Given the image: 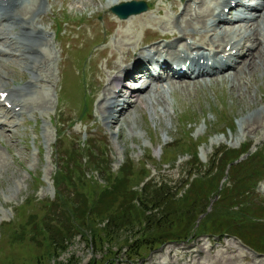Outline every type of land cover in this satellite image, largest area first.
Wrapping results in <instances>:
<instances>
[{"label":"rangeland","instance_id":"rangeland-1","mask_svg":"<svg viewBox=\"0 0 264 264\" xmlns=\"http://www.w3.org/2000/svg\"><path fill=\"white\" fill-rule=\"evenodd\" d=\"M76 1L79 3L70 2L64 6H61L59 1L48 0L44 3L47 11L50 10L51 4L55 5L54 15L50 14L44 24L38 23V25L54 38L56 23H64L62 35L52 42V51L55 55V62L49 69L52 84L45 83L43 89L38 86L36 94L28 97L30 100L41 99L44 96V105L40 109L31 111V107H28L24 116L11 117L12 120H19L20 123L16 133L11 134L10 126L3 127L4 134L0 133V264H174V257L176 264H243L242 257L251 259L253 257L251 255L264 260V255H258L234 236L230 238L220 236L222 240L218 243L217 236L208 237L207 234H202L203 219L207 214L219 213L229 208L222 196L224 189L231 184L227 182L230 179L228 169L218 183V191L211 192L207 196V201L201 200L198 210L203 212L198 215L193 212V217L189 221L182 218L180 222L176 221L184 224L185 231L175 235H163L159 242L142 249L137 255L124 253L122 248L124 246H120L135 239L132 231L141 227L139 222L118 224L119 227H130L133 230L115 231L114 240L109 241L106 238V241L97 247L93 246L94 239L88 231L83 235L73 234L80 231L71 214L78 205L74 207L69 199H76L78 204L93 209L91 195H88V198L85 196L86 187L94 186L96 201L100 202L112 190V185L109 187L107 184L108 181L121 179L119 181L121 183L125 179L123 187H119L116 192L123 196L122 190L140 191L143 188V184H140L143 179L141 174L147 173L149 177L145 181L152 177L156 178L155 175L159 174L163 181V191L172 194L177 191L169 189L170 183L172 185L176 183L178 189L187 178V174L205 171L209 167L210 158L215 154L217 156L214 161L217 163L224 156H237L240 153V157L234 161V164L239 163L238 171L233 172L231 177L236 175L238 178L235 177V181L238 182L239 187L250 192L243 204H238V209L248 208L249 214L264 213V179H262L264 178V45L259 44L258 41L253 44L252 40H249L251 49L255 47L253 51L251 50L253 55L250 54L233 72H228L230 74L218 79L211 77L208 81L185 83L184 87L176 86L171 94L168 92L163 96L167 99L165 102L161 100L163 97L159 93L149 91L148 96H144L141 102L134 104L125 112L119 124L111 123L108 127L104 121L102 122L100 119L102 114L98 108L96 111L97 97H93L91 108L86 105V111L89 113L85 116L86 119L73 124L72 121L78 119L82 105V87L79 80L86 78L91 67L94 70L100 66L101 71L104 70V59L93 60L96 54L90 56L91 51L105 45L109 46L112 40L114 43L119 40L117 33L115 34L119 27L117 26L113 33H109L104 21L105 15L112 14L110 8L105 6L106 0ZM144 1L152 3L150 15L156 20L178 16L176 19H168L171 23L169 30L177 31L172 23L180 18L181 7L189 0ZM175 2L179 3L177 12L172 10V4ZM246 2L248 3V0H244V3ZM196 3L203 8L204 5H214L216 0H196ZM239 8L246 11L245 6ZM235 11L236 9L230 11L227 18L231 20ZM251 14L254 12L252 11ZM52 16L54 18H51ZM68 18L70 20L64 22ZM206 21L210 22V18ZM127 24L137 25V20L133 24L131 22ZM157 29L162 31L161 28ZM201 31L202 29H198V32ZM120 32H128V30L123 29ZM232 36L241 42V34L233 32L228 38ZM146 37L147 35L144 38ZM105 38H107L106 43L102 42ZM142 38L141 28L135 29L133 42H139ZM186 41L181 39L179 43L181 45ZM225 41H217L215 50L220 51L225 46ZM4 48L9 49L6 46ZM88 49L91 50L89 53ZM116 49L117 52L112 54L114 57L110 56L111 59L106 62L107 79H111L110 75L114 72L109 69V63L112 67L115 63L120 64L125 49L126 53L130 54L126 47L121 49V46L116 45ZM199 50L207 51L206 48ZM73 54H76L74 57L76 61L73 60ZM117 54L121 55L119 62L115 61ZM242 54L243 52L240 53ZM86 55L82 69V61ZM233 58L240 59L238 55ZM7 59L13 57L8 55L7 58H3V62L6 63L5 75L20 82L26 72L22 71L19 63L14 64ZM93 62H96L97 66L93 65ZM65 67H69L70 70H65ZM100 79L101 83L106 81L102 75ZM6 81L9 80L1 78V83ZM129 83L132 82L126 80L124 83L126 88ZM95 85L100 90L98 94L102 95L104 89L100 81ZM93 87L94 85L89 88L90 95ZM129 90L130 93L134 92L132 89ZM132 100H135V96ZM124 101H129V96ZM8 108L9 106L1 107L0 114ZM242 119L246 122L243 123ZM2 121L3 118L0 117V122ZM57 129L62 132V138H58ZM100 133H104L105 136L102 137ZM91 135L93 136L89 138ZM87 137L92 140L90 147L82 143ZM103 147H106L105 152ZM195 150L198 152L196 161H194ZM87 155L99 161L104 159L109 162L111 178L101 166H98V172L91 171L92 165L86 162ZM55 162L58 163L61 172L66 171L65 176L70 173L81 176L85 173L84 178L87 180L70 179L66 185L61 182L59 196H56L52 178L60 177L61 174L58 169L56 170ZM75 167H78V172H74ZM147 168L148 170L145 171ZM121 169H124V172H120ZM194 174L190 180L197 177L196 173ZM252 185L255 188H252ZM190 189H192L190 200L202 196V193L200 196L194 188ZM199 189L202 191L207 189V182L201 181ZM153 191H155L154 186L145 189L147 194ZM183 191L177 195L178 198L182 197ZM232 194L235 193H228V198ZM42 200L47 204L39 202ZM120 201L122 202V198L115 196L112 201L108 198L106 203L115 208ZM165 209L166 211L162 209L159 218L169 216V210L166 207ZM231 209L229 211L237 208L233 205ZM157 220L155 218L154 222ZM164 221L165 219H162V222ZM232 222L234 221L228 220L226 223L233 225L243 238L248 239L243 231L246 227L239 221ZM263 222L264 220L261 219L248 226L253 237L251 239L262 244ZM84 225L87 226L85 223ZM103 225L104 223H97L98 227ZM195 229L201 233H197ZM49 239L52 243H57L58 251L44 258L42 256L44 242ZM99 241L101 242V239ZM200 243H203L202 250ZM211 244L213 249L209 248ZM163 253L168 255V259H163L161 255ZM37 258L43 259L36 260ZM162 259L164 262H161ZM250 264H259V262L255 259Z\"/></svg>","mask_w":264,"mask_h":264},{"label":"bare ground","instance_id":"bare-ground-1","mask_svg":"<svg viewBox=\"0 0 264 264\" xmlns=\"http://www.w3.org/2000/svg\"><path fill=\"white\" fill-rule=\"evenodd\" d=\"M61 1L63 4L79 3L76 0ZM123 1L129 0H106L105 3L106 6L112 7ZM243 2L242 0H216L214 5H204L202 8L197 6L196 0H189L182 5L180 18L176 20L177 22L172 23L177 31L169 30L171 29V23L168 22V19H176L178 16L156 20L151 15L146 17L150 12L148 11L139 15H132L127 19L116 20L106 15L104 21L111 32L115 31V27H119L115 32L119 40L116 43L112 40L109 46L106 45L94 51L96 56L93 59L95 61L100 56H103L100 59H104L103 72L100 69L101 67L98 66L99 68L96 67L93 72L94 75L99 76L98 79L91 78L94 85L92 96L98 98L96 111L98 108L100 114H102L100 116L102 122L104 121L108 127L111 123L119 124L118 122L125 112L134 104L141 102L144 96H148L149 91L157 92L163 97L168 92H172L176 86L184 87L185 83L202 82L206 80V77L211 76L218 79V77L233 72L241 62L252 54L255 47L253 50L251 49L250 44H248L249 40H252L253 44L258 41L259 44L264 45V0H248V4L244 5L245 8L255 11L254 16L245 14V12L250 13L252 11L240 9L235 11L232 21L227 19V14L235 9H232V7L242 5ZM44 3L45 0H0V65H2V68H0V106L10 103V109L14 110L12 116H10L9 110L0 114V117L3 118V121L0 122L1 134H4L2 128L7 126H10L11 134L16 133L20 123L19 120L16 122L11 117L24 116L28 107H31V111L40 109L44 105L45 97L30 100H28V97L36 94L38 86L43 89L45 83L52 84L49 69L55 62V55L52 51L54 38L50 37L47 30L38 23L44 24L49 19L50 14H54L55 5L51 6V12L46 13ZM226 7L229 8L228 13L224 10ZM172 10L177 12L179 3H173ZM207 18H210L208 23ZM136 20L137 25L127 24V22L133 24ZM238 22L242 24L237 25ZM180 26L182 27L180 28ZM138 28H141L144 36L150 34L156 36V38L147 42L143 40L133 42L135 29ZM157 28H161L162 31L159 33L156 30ZM123 29H127L128 32H120ZM198 29H202V31L198 32ZM233 32H237L238 35L241 34V42L236 38H228ZM226 38L228 39L225 41ZM181 39L187 41L184 44L181 43L180 47L178 45ZM217 41L226 42L220 53L215 51ZM115 44L121 46V49L123 47L128 48L130 54H127L125 49L124 58L120 62L121 65L115 63L112 67L109 63V69L114 72L110 75L111 79H107L108 68L106 62L110 56L111 58L114 57L112 55L114 52H117ZM210 45L211 47H209ZM5 46L9 49H5ZM226 46H229L227 50ZM200 48H206L207 52L200 51ZM108 51L109 54H107ZM244 51L241 62L233 63V57ZM247 52L248 54L245 55ZM8 55L13 57V59H7L8 61L14 64L19 63L23 69L22 71L26 72L22 75L20 82H16L15 79L5 75L6 63L3 62V58H7ZM120 58L121 55L117 54L115 61L119 62ZM192 65L196 69L192 68ZM153 70L157 71L155 75L151 73ZM210 71L211 74L207 75ZM189 72L191 77L185 79ZM101 75L106 80L102 83ZM1 78H6L9 81L1 83ZM127 79L132 80L134 88L137 90L133 95L135 100L122 105V109L117 111V115L113 113L115 107L120 102H125L124 98L130 95L128 89L124 86ZM99 81L104 89L102 95L101 93L98 94L100 90L95 85ZM144 91L146 92L142 95ZM3 94H5L4 97H2ZM130 99L133 98L130 97ZM100 100L101 103L99 104ZM161 100L165 102L167 99L163 97ZM246 118L249 119V117ZM242 121L243 123L246 122L243 119ZM240 125L242 127V123ZM100 135L105 136L104 133H100ZM202 244L200 243L201 250ZM209 248L213 249L212 244ZM161 255H163V259H168V255L164 253ZM163 259L161 262H164ZM255 259L259 264H264V260L258 259L256 256L251 259H247L246 256L242 257L241 262L250 264ZM173 262L176 264L175 257Z\"/></svg>","mask_w":264,"mask_h":264},{"label":"trees","instance_id":"trees-1","mask_svg":"<svg viewBox=\"0 0 264 264\" xmlns=\"http://www.w3.org/2000/svg\"><path fill=\"white\" fill-rule=\"evenodd\" d=\"M195 156L197 153V150H195ZM240 153L237 154V156H230L225 157L223 159H220L219 162L215 163V158L217 154L212 156L210 158L209 167L205 171L200 172H194L196 173L197 177L190 180L195 174L189 173L187 174V178L182 183L181 186H179L178 189H176V185L169 187L170 190H175L177 192L170 194L168 191H163V186L156 183H153V180H148L150 182L144 183L146 177H148L149 174L143 173L141 176L143 177L140 184H143V188L139 190L132 191L129 189L127 192L122 190L123 196L119 195L117 190L119 187H123L124 180H122L121 183L119 181L121 180H111L108 181L109 187L112 185V190L106 194L104 199H102L100 202L96 201V190L94 186H88L85 188L86 195L88 198V195H91L92 197V203L91 206H93V209L86 208L83 205L78 204L76 199H69V201L74 204V207L78 205V208L73 210L71 212L76 227H79L80 231H77L73 234L83 235L87 231L91 234V237L94 239L93 246H98L104 241H106V238L111 241L114 240L115 237V231H119L121 229H127V230H133L130 227H119L118 224L125 225L129 222H139L141 227L137 229L136 231H132L134 240H129L125 244H122L120 247L124 248V253H131L132 255H137L140 253V251L153 243L159 242L163 235H175L179 234L184 229L183 223H176V221L180 222V219H186L190 220L193 217V212H195L196 215L199 213H202L203 211L198 210L201 205V200H206L207 196L210 195V193H215L219 189V182L224 177L225 170L228 169V174L230 175L228 183H231L230 186L227 185V188L224 189L223 198L227 202L226 205L229 206V208L225 211H220L219 213L215 214H207L206 217L203 219V227L201 228L202 234L207 235H214V234H224V233H231L234 235H237L241 238H243L242 234L237 228H233L234 226L228 225L226 223L228 220L234 221L232 223H235L239 221V223H242L244 228V232L246 234V238H250V240L247 239V243L254 247L257 250H263L264 251V241L262 240V243L254 241V239H251L253 237L252 234L249 232L248 226L251 223H254L256 221H260L264 218L263 214H257L256 212H253L252 214H249V209H238V204H243L244 199L246 198L247 194H249L250 190H242L238 182L235 181V177H231L233 172L238 171L239 163L234 164V161L238 159ZM86 162H88L90 165H92V170L98 172L99 167H103V171L108 174L111 178V173L109 172L110 166L109 162H106V160H98L93 159L91 155H87ZM197 157L194 159L196 161ZM198 160V159H197ZM79 166V165H78ZM102 170V169H101ZM60 172V177H56V196H59L60 186L61 182L66 185L70 179L77 180H87L84 178V175L78 176L77 174L72 175L73 173L68 174L67 176L64 175L66 171L61 172V168L58 170ZM217 173H213V172ZM74 172H78V167L74 168ZM120 172H124V169H121ZM212 174V175H211ZM72 175V176H71ZM124 176V174H123ZM123 178V177H122ZM238 178V177H237ZM105 181L107 179H104ZM207 182V189H204L203 191L199 189L201 181ZM250 181V180H249ZM248 181V182H249ZM191 182V183H190ZM90 183V182H88ZM92 184V183H90ZM256 184V183H254ZM119 185V186H118ZM154 186L155 191L150 192L149 194L145 193V189L147 187ZM188 186L187 188H185ZM157 188V189H156ZM194 188L195 191H197L200 196L202 193V196L196 199L193 197L191 200L189 197L191 196L192 189ZM252 188H255V186L252 185ZM181 194L182 197L178 198L177 195L182 191ZM187 191V192H186ZM186 192V193H185ZM235 193L230 195V198H228V193ZM185 193V194H184ZM246 194V195H244ZM113 195V196H111ZM110 196V197H109ZM120 197L122 198V202L120 201L117 203L118 205L114 207H110L106 201L108 198H111V201L114 200V197ZM172 196L174 198L172 199ZM178 199H176V198ZM221 198V196H219ZM86 201V200H85ZM170 201V202H169ZM197 201V202H196ZM207 201V200H206ZM230 202L231 204H228ZM129 203H131V206H129ZM133 203V204H132ZM235 205V207L238 209L234 211L232 210V206ZM131 207L133 209H131ZM165 207L169 210V216L166 218H159V216L162 214V209L166 211ZM245 211V212H244ZM157 218V222H154V219ZM162 219H165L164 222H162ZM172 219V220H171ZM99 222H96L98 221ZM171 221V222H170ZM84 223L87 225L85 227ZM97 223H104L103 227L97 226ZM262 225L261 223H259ZM91 225V226H90ZM199 226V225H198ZM197 226V227H198ZM196 227V228H197ZM247 229V230H245ZM197 233H201L197 229H195ZM67 234H69V231L67 230ZM111 236L112 238H108ZM114 237V238H113ZM101 239V242L99 241ZM16 242L19 240H15ZM56 242L52 243L51 239L48 241L45 240L44 245L45 248L42 250V256L44 258H47L49 254L55 253L58 251L56 248ZM123 250V249H121ZM56 258V257H55ZM43 258H37L36 260H41Z\"/></svg>","mask_w":264,"mask_h":264},{"label":"water","instance_id":"water-1","mask_svg":"<svg viewBox=\"0 0 264 264\" xmlns=\"http://www.w3.org/2000/svg\"><path fill=\"white\" fill-rule=\"evenodd\" d=\"M145 9L146 6L144 3L131 2V3L122 4L121 7H114L112 10L116 12L120 18H126L130 14L140 13Z\"/></svg>","mask_w":264,"mask_h":264}]
</instances>
